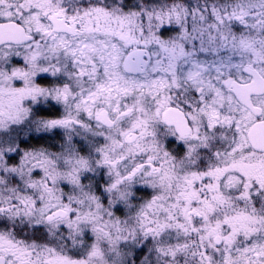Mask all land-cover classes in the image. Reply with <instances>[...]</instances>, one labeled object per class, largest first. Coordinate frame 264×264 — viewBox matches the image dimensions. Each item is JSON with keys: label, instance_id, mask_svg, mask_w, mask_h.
<instances>
[{"label": "snow or ice", "instance_id": "1", "mask_svg": "<svg viewBox=\"0 0 264 264\" xmlns=\"http://www.w3.org/2000/svg\"><path fill=\"white\" fill-rule=\"evenodd\" d=\"M0 264H264V0H0Z\"/></svg>", "mask_w": 264, "mask_h": 264}]
</instances>
